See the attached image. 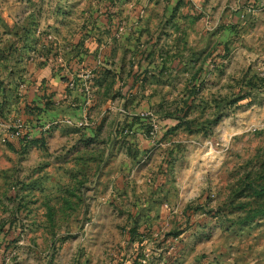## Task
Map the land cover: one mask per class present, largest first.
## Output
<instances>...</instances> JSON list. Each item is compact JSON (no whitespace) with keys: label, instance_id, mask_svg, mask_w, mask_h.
<instances>
[{"label":"clouds","instance_id":"clouds-1","mask_svg":"<svg viewBox=\"0 0 264 264\" xmlns=\"http://www.w3.org/2000/svg\"><path fill=\"white\" fill-rule=\"evenodd\" d=\"M0 264H264V0H0Z\"/></svg>","mask_w":264,"mask_h":264}]
</instances>
